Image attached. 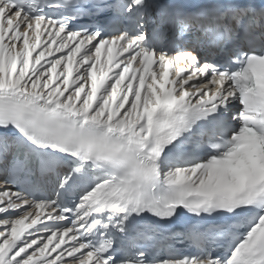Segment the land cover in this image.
<instances>
[{"label": "bare ground", "instance_id": "1", "mask_svg": "<svg viewBox=\"0 0 264 264\" xmlns=\"http://www.w3.org/2000/svg\"><path fill=\"white\" fill-rule=\"evenodd\" d=\"M46 43V42H45ZM20 42H18V50L15 52L12 48L14 46L13 40H8L3 43V49H0V80L6 85H10L11 83L17 84L20 82V86L22 87L25 85V88L27 87L29 90L32 88L31 91H34L37 89V93H42L44 96H47L49 98V102L52 103L59 97V94L65 89V81H64V74H63V68L61 67L59 71L54 74V70L50 71V66L52 65V59H47L43 62H41L38 65V68L36 70L29 69V70H21L18 72V69L16 71L8 76H5L3 73V65L8 64V68L10 70H14L15 64V58L16 55L20 54L21 48L19 47ZM21 58V57H20ZM59 77V78H58ZM58 78V79H57ZM57 79V80H56ZM87 80V76L84 77V80ZM54 80L56 82L52 83ZM70 83L73 84V86L68 89L67 93H74V89L76 86H78L81 82H79V75H74L73 78L70 80ZM198 88V86L194 87V89ZM87 90V87H86ZM82 99V98H81ZM60 100V99H59ZM63 101H61L62 103ZM112 109L107 112L111 117L116 119L117 121L120 120V116L123 115V112L126 110V115L124 117L126 124H132L133 122H136L135 130L138 132L144 131V124L146 123L147 115L145 113V107H143V102L141 105H137V103H134L133 110L129 107V102H123L120 99H117L115 102H111ZM31 106L34 108H39V106H42L41 102L32 103ZM99 109V106H98ZM3 190V189H2ZM7 205L8 203H4ZM22 215L21 210H17L14 213L9 214H0V223L11 220L16 217H20ZM6 226H0V233L4 232L6 230ZM35 238H38V240L43 239V234L39 235H32L28 234L25 238L23 237L22 241L18 243V246L13 251V253L24 249L29 243H31ZM7 249L4 250V252ZM35 248L32 249L34 251ZM12 253V252H11ZM7 256V252L3 253L1 255V258L3 256ZM5 256V257H6ZM10 255H8L9 257ZM6 258L5 260H7Z\"/></svg>", "mask_w": 264, "mask_h": 264}]
</instances>
